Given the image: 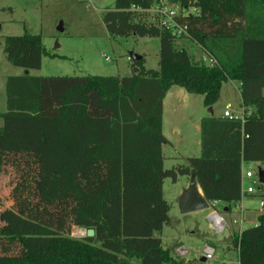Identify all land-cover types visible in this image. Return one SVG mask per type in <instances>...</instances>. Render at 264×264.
Listing matches in <instances>:
<instances>
[{
    "label": "trees",
    "instance_id": "1",
    "mask_svg": "<svg viewBox=\"0 0 264 264\" xmlns=\"http://www.w3.org/2000/svg\"><path fill=\"white\" fill-rule=\"evenodd\" d=\"M160 1L116 0L103 14L112 36L160 38L159 68L142 56L130 76H33L48 54L42 36L4 37L7 59L26 73L7 78L0 112V173L10 163L16 177L0 264H185L156 236L170 222L164 180L195 175L230 211L243 197L242 162H264V0H164L181 7L174 28L143 18ZM229 80L240 82L243 119L203 118L201 154L165 168L169 89L210 107ZM73 227L95 235L73 237ZM233 241L239 264H264V210Z\"/></svg>",
    "mask_w": 264,
    "mask_h": 264
},
{
    "label": "rangeland",
    "instance_id": "2",
    "mask_svg": "<svg viewBox=\"0 0 264 264\" xmlns=\"http://www.w3.org/2000/svg\"><path fill=\"white\" fill-rule=\"evenodd\" d=\"M116 0H0V112L7 110L6 83L9 76L26 73L24 67L12 64L4 52V37L19 36L25 33L41 35L48 54L43 56L39 69H30L33 76L58 75H99L130 76L132 74L131 54H139L145 58L146 69L159 68V37L112 36L103 21L104 12L114 6ZM155 5H153L154 9ZM151 8V9H152ZM197 12V9H191ZM147 22L160 24V16L154 11L142 12ZM63 27L61 31L59 26ZM186 46H190L187 42ZM196 52V50H195ZM197 53V52H196ZM236 82L225 81L222 84L219 99L210 107L214 114H222L226 102L232 104V110L240 111L239 92ZM188 104L189 124L209 116V108L205 106L203 95L190 94ZM187 108V106H186ZM2 124V120H0ZM184 129L186 124L181 125ZM165 126V133H168ZM195 130V129H194ZM179 143L178 150L169 144L163 146L164 167L184 163L187 157L200 154L197 146H184ZM172 157V158H171ZM256 174L259 168L264 169V162H251ZM187 179L179 176L174 182L166 178L163 184V196L170 205V222L156 236L162 238V245L170 249L173 256L184 260L185 264H239V253L233 239L237 233L230 235L228 229L218 231L208 216L216 209L230 219L233 228L245 229L254 226L258 215L264 210L259 196L261 190L258 183H252L254 194L248 196L249 209L245 211V220H241L242 211L233 209L226 212L223 205L210 207L189 213H181L176 199L177 191L186 185ZM16 183L13 167L10 163L0 173V216L3 222L10 224L14 200L12 190ZM245 187L249 184L244 182ZM2 211V212H1ZM85 228L73 227L71 236H85ZM184 247L188 254L179 255V247ZM215 249L213 258L202 261L206 248Z\"/></svg>",
    "mask_w": 264,
    "mask_h": 264
},
{
    "label": "crops",
    "instance_id": "3",
    "mask_svg": "<svg viewBox=\"0 0 264 264\" xmlns=\"http://www.w3.org/2000/svg\"><path fill=\"white\" fill-rule=\"evenodd\" d=\"M232 81L237 83V85H235V86L237 87V90L239 92L240 111L234 112L232 110V104L229 102H226L222 114L215 115L213 113L214 109L212 108L213 109L212 115L202 116L201 118H198L194 122V124L188 123V121H189L188 104L190 103V97H189L190 93H188L184 88H182L180 86H173L169 89V91L167 92V94L164 98V102H163V108H164V110H163V132H164L165 136L168 138V140L170 141V143H169L170 146H172L175 150H178L179 143H183L182 145L187 146V147L191 146L193 143V145L197 146L196 149H199L198 151H200V154H201V151H202V147H201V145H202L201 144L202 143L201 142V120L203 118L213 117V116L214 117L224 116V112L226 111L227 105H230V107H231L230 110L235 116L241 117L244 115L245 107H243V105L241 103L240 82L237 80H232ZM186 106H187V108H186ZM168 124H169V128H167V130H168L169 134L165 133V126H167ZM182 124H186V126H184L185 128H190V126H192L193 128L192 129H184L181 126ZM250 163L251 162L243 161L242 165H241V175H242L244 190L247 189V187L252 184L251 183L252 180H249L246 177V172L251 168ZM184 177H186L187 183L185 186H183L182 188H180L177 191L176 199H175L176 201H177L179 195L181 194L182 190L189 185L190 177H188V176H184ZM244 182H247L249 185L247 187H245ZM199 188H200V191H202L200 186H199ZM259 190H261V193L264 192V188L259 187ZM202 193H203V191H202ZM261 193H258V194H261ZM253 194H254V192L253 193H246L245 192L243 197L241 198V200L232 205V210L235 208V209L242 211L241 220H245V217H244V215L246 214L245 211L249 209L248 201H247L248 196H252ZM218 205H223L224 210L226 212H229V213L232 212V210L231 211L229 210V206L227 203L216 202L215 207H217ZM219 213L221 214V212H219ZM221 215L223 216V218L225 220L226 229H228L229 231L232 230L233 233L236 232L237 234H239V232L242 231V229H240L238 227L232 229V222L230 221V219L226 218L223 214H221ZM208 218H209V216H208ZM257 222L254 225H256ZM232 231L230 233L231 236H233ZM161 240H162V238H161ZM177 247H181V246H177ZM187 254H188V252L186 254L180 253L179 255L185 256ZM201 260L206 261L205 257H202Z\"/></svg>",
    "mask_w": 264,
    "mask_h": 264
},
{
    "label": "built area",
    "instance_id": "4",
    "mask_svg": "<svg viewBox=\"0 0 264 264\" xmlns=\"http://www.w3.org/2000/svg\"><path fill=\"white\" fill-rule=\"evenodd\" d=\"M155 7L154 9L150 8L148 9L149 11H154L156 13V16H160L161 18L159 19L160 20V26H163V27H176V22H175V17L182 14V10H181V7L179 5H176V4H173V3H169L167 1H164V0H161L160 2L154 4ZM147 11V10H146ZM183 14H186L183 13ZM186 29L185 26H179L178 28V32H184ZM204 60L208 63V64H214L215 63V60L209 56V55H204ZM230 105H227L226 106V111L224 112V116L225 117H228L230 119H233V118H236V119H240L242 118L243 119V116L241 117H237L235 116L231 110H230ZM246 177L249 179V180H252V182H256L260 185V188H261V183L259 181V177H258V174L254 173V171L252 170V168H250L247 172H246ZM242 191H243V194L246 192V193H253L254 192V187H252V184L250 186L247 187V189L244 190V187H243V181H242ZM216 202L217 201H209L211 207H215L216 206ZM262 203V206L264 207V202H261ZM209 220L212 222L213 226L220 232V231H224L226 229V224H225V220L223 218V216L216 210L214 209L210 215H209ZM241 232H239L238 235H240ZM179 252L182 253V254H186L187 253V250L184 248V247H179ZM214 253H215V249L213 247H210L208 246L206 248V251H205V259L208 261H210L213 256H214Z\"/></svg>",
    "mask_w": 264,
    "mask_h": 264
},
{
    "label": "water",
    "instance_id": "5",
    "mask_svg": "<svg viewBox=\"0 0 264 264\" xmlns=\"http://www.w3.org/2000/svg\"><path fill=\"white\" fill-rule=\"evenodd\" d=\"M1 27V25H0ZM59 29L62 31L63 27L59 26ZM142 55L139 54H131L130 59L132 61L141 59ZM209 111L212 113V107L209 108ZM259 181L261 184L264 185V169L259 168L258 172ZM178 206L181 213H189L198 210H205L211 207L209 201L206 199L202 191H200L198 182L196 180L195 175L190 176L189 185L184 188L179 195L178 199ZM85 231V235L87 237H93L95 235L94 229H83Z\"/></svg>",
    "mask_w": 264,
    "mask_h": 264
}]
</instances>
